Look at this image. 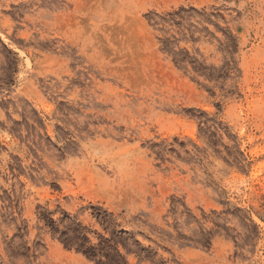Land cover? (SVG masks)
I'll list each match as a JSON object with an SVG mask.
<instances>
[{
	"label": "rangeland",
	"instance_id": "1",
	"mask_svg": "<svg viewBox=\"0 0 264 264\" xmlns=\"http://www.w3.org/2000/svg\"><path fill=\"white\" fill-rule=\"evenodd\" d=\"M0 264H264V0H0Z\"/></svg>",
	"mask_w": 264,
	"mask_h": 264
}]
</instances>
